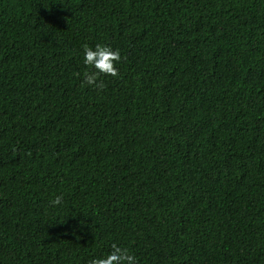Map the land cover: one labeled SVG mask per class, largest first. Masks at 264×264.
<instances>
[{
    "label": "trees",
    "instance_id": "16d2710c",
    "mask_svg": "<svg viewBox=\"0 0 264 264\" xmlns=\"http://www.w3.org/2000/svg\"><path fill=\"white\" fill-rule=\"evenodd\" d=\"M112 244L264 264V0H0V264Z\"/></svg>",
    "mask_w": 264,
    "mask_h": 264
},
{
    "label": "clouds",
    "instance_id": "9594fccd",
    "mask_svg": "<svg viewBox=\"0 0 264 264\" xmlns=\"http://www.w3.org/2000/svg\"><path fill=\"white\" fill-rule=\"evenodd\" d=\"M81 51L82 63L86 68L82 80L84 85L102 88L101 76L115 77L118 75L116 65L121 59L119 50L107 44L96 43L94 46L84 44ZM61 199L62 197L57 195L50 203L58 205ZM87 264H138V262L136 256L128 248L112 244L108 253L93 256Z\"/></svg>",
    "mask_w": 264,
    "mask_h": 264
}]
</instances>
